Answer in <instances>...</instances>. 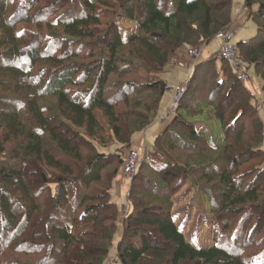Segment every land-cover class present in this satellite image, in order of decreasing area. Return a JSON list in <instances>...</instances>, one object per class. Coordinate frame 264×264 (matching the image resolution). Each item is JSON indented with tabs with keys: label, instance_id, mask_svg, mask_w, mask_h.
Returning <instances> with one entry per match:
<instances>
[{
	"label": "trees",
	"instance_id": "1",
	"mask_svg": "<svg viewBox=\"0 0 264 264\" xmlns=\"http://www.w3.org/2000/svg\"><path fill=\"white\" fill-rule=\"evenodd\" d=\"M243 9L258 28L239 60L264 81V0ZM104 12L136 30L102 29ZM235 13V0H0V264H105L118 224L115 264H264V83L259 107L220 53L196 62L121 223L112 197L121 150L169 90L162 72L181 48L201 55L233 31ZM111 141L121 149H99ZM187 182L214 214L212 247L173 218Z\"/></svg>",
	"mask_w": 264,
	"mask_h": 264
},
{
	"label": "rangeland",
	"instance_id": "2",
	"mask_svg": "<svg viewBox=\"0 0 264 264\" xmlns=\"http://www.w3.org/2000/svg\"><path fill=\"white\" fill-rule=\"evenodd\" d=\"M109 1H113V0H109ZM242 2L244 3V0H235V12L236 13L240 10V8L238 7V3L242 4ZM241 8L243 9V6H241ZM103 15H104L103 24L100 27H102V29H106L109 26V24L112 23V20H115L119 24V27H120L121 32H122V36L124 38L126 36H129L130 34H132L137 28V24L128 20L127 18L114 17L112 14L109 15L108 13H105V12L103 13ZM248 23L249 24H248V26H246V30H245L246 33L245 34L247 36L248 33L252 32L249 38H253L257 34V28L258 27L252 20H249ZM232 32L234 33V31H232ZM238 38H239V36H238ZM233 41L235 43L239 42V41H237V36L234 38ZM191 68L190 69L187 68V71L189 72V74H191V72H192ZM141 74L144 77H147L144 73H141ZM186 74H187L186 71H184L181 68L175 67L174 69H171L170 67H168L167 69L165 68V70L162 72V74L160 76L162 77V79L167 84L170 85V86H168L169 88H172L173 90H175L177 84H183V82L187 76ZM249 74L251 77L255 78V80L258 84L260 93H258V90L256 91L254 89L252 82L247 83V85L250 89H253L256 91V97H255L256 99L254 100V102L257 103L259 107H261V103H260L261 102V90L260 89H261L264 81L261 77L257 76L255 74V72L252 70H250ZM136 77L139 79L138 76H136ZM120 79L121 78L116 77L113 79V81L120 80ZM251 81H252V79H251ZM171 84H174V86L172 87ZM176 93H177V91L176 92H174V91L172 92L170 90L166 91V93L162 99L163 105H161V109H160L161 113L164 115L163 116L157 115L154 122L158 119H160V122H162L161 119L168 115L169 109L173 105L174 99L176 97ZM261 116H262L263 121H264V113L263 112L261 113ZM166 121L164 124H168L171 122V120H169L167 122ZM157 129H158V124H155V125L150 126V128L146 129L142 133L137 134V137L143 136V140H144L145 145H146V152L152 151L154 148V142H155V138H156V137H154V132ZM212 134L214 135L213 137H211L212 140H220L221 139L222 135L220 134V132H218V130L214 131V133L212 132ZM106 135L108 136L107 133H106ZM121 146L122 145H120L118 143H114V141H111L109 143L108 149H105V148H99V149L101 151H103V150L104 151H116L117 149H121ZM133 146L134 145L132 143L130 147L122 149L121 152L123 153V156L126 157L128 152L131 149H133ZM118 179L119 180L123 179V176L121 175V170H120V175L118 176L117 180ZM202 195L203 194L201 193V191L198 190V186L196 184H193L191 182H187V184H185L183 187H181L179 189V191L173 197L174 205H173V209H172V215H173V218H174L177 226L180 228V230L183 232V234L185 235L186 239L189 242L195 244L197 247L209 248V247H212L215 243L214 234H213L214 214L212 213V209H211L208 201ZM112 197H113L114 202L117 204V206L119 208V211H120L119 221L121 223V221L124 220V217L122 215L121 210H122V207L126 204V202H124L122 198L121 199L116 198L115 194L113 192H112ZM118 225L119 226H118V228H116L115 234H114V241H113L114 246L111 248L109 259L105 264H109L110 261H111V264H115V252L117 249V245H118V243L122 237V226H121V224H118ZM10 261L13 262V260L11 258H9L6 262V264H9Z\"/></svg>",
	"mask_w": 264,
	"mask_h": 264
},
{
	"label": "built area",
	"instance_id": "3",
	"mask_svg": "<svg viewBox=\"0 0 264 264\" xmlns=\"http://www.w3.org/2000/svg\"><path fill=\"white\" fill-rule=\"evenodd\" d=\"M234 38L235 35L230 29H227L217 35V39L220 40V58L225 61L232 62V67L236 73L237 79L239 81L247 83L250 81V75L247 69L248 66L243 64L239 60L238 47L237 44L233 41ZM188 54L189 57L193 60V64L191 66L195 68L196 61L200 58V48H192L189 50ZM185 92V87H180L177 89L176 97L174 99V106L169 109L168 115L161 119L163 123H165L166 120L169 121L172 118L174 112L176 111L178 103ZM145 153V147L139 146L131 149L125 157V162L122 171L123 180L127 184V189L124 193L126 204L122 207L124 218L126 217L129 211L128 198L130 195V186L137 175V170L139 169L142 163L143 156Z\"/></svg>",
	"mask_w": 264,
	"mask_h": 264
},
{
	"label": "crops",
	"instance_id": "4",
	"mask_svg": "<svg viewBox=\"0 0 264 264\" xmlns=\"http://www.w3.org/2000/svg\"><path fill=\"white\" fill-rule=\"evenodd\" d=\"M241 6H243V2L242 4L238 3V7L240 8V10L234 14V22L231 25V29L235 32V37L237 36V41H245L248 40V38L250 37L251 33H248L246 36V26H248V22L249 20L247 19V11L243 10L241 8ZM250 31V30H249ZM239 36V38H238ZM219 47H220V40L218 39H214L210 44H208L205 48H203L201 50V55L198 61H208L211 59H214L216 57V55H219ZM193 64V60L188 56V49L186 48H181L180 50L177 51V53L174 55L173 59L171 60V62L169 63V65L166 67V69L168 67H170L171 69L176 68H181L184 71H186V79L184 80L183 84H177L175 90H173L172 88H169L170 91H174L176 92L178 88L185 86L189 79L192 76V73L194 71L193 66H191ZM192 67V68H191ZM187 68H191L192 72L191 74H189V72L187 71ZM180 78V77H179ZM252 84L255 88V90H258V93H260L259 91V87L258 84L255 80V78L252 77ZM168 86H170L169 84H167ZM171 86L173 87L174 84H171ZM161 105H163V102H161ZM161 105H160V109H161ZM159 109V113L158 116H163L164 114L161 113ZM158 124V129L154 132V137H157L159 134H161L163 132V130L165 129V127L167 126V124H164L162 122H160V119L156 120L152 125ZM164 124V125H163ZM151 125V126H152ZM150 128V127H148ZM147 128V129H148ZM134 136L133 138V148L139 147V146H144L146 149V145L145 142L143 140V136L142 137H137ZM127 189V184L123 181V179H118L116 180V182L114 183V187L112 192L115 194L116 198L119 199H123L124 202L125 198H124V193L125 190ZM124 205V204H123Z\"/></svg>",
	"mask_w": 264,
	"mask_h": 264
},
{
	"label": "clouds",
	"instance_id": "5",
	"mask_svg": "<svg viewBox=\"0 0 264 264\" xmlns=\"http://www.w3.org/2000/svg\"><path fill=\"white\" fill-rule=\"evenodd\" d=\"M237 44V43H236ZM249 72H250V70H248ZM250 75V74H249ZM251 79H252V77L250 76V81L249 82H251ZM249 82H247V83H249ZM183 87H185L186 88V85L185 86H183ZM255 89V88H254Z\"/></svg>",
	"mask_w": 264,
	"mask_h": 264
},
{
	"label": "bare ground",
	"instance_id": "6",
	"mask_svg": "<svg viewBox=\"0 0 264 264\" xmlns=\"http://www.w3.org/2000/svg\"><path fill=\"white\" fill-rule=\"evenodd\" d=\"M164 58V57H163ZM166 63V62H165ZM164 64V63H163ZM16 141V140H15ZM80 171V170H79ZM253 194V193H252ZM254 196V195H253ZM247 198V197H246ZM256 198V197H255ZM242 200V199H241ZM241 200H239L241 202ZM244 201V200H243ZM249 201V200H248ZM244 203V202H243ZM246 203V202H245Z\"/></svg>",
	"mask_w": 264,
	"mask_h": 264
}]
</instances>
